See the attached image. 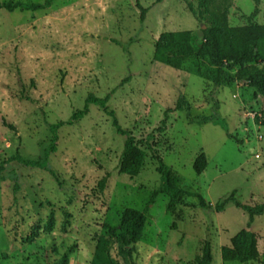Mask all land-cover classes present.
<instances>
[{
  "label": "rangeland",
  "instance_id": "obj_1",
  "mask_svg": "<svg viewBox=\"0 0 264 264\" xmlns=\"http://www.w3.org/2000/svg\"><path fill=\"white\" fill-rule=\"evenodd\" d=\"M7 1L44 0H0ZM187 2L196 7L198 0H58L42 11L0 10V162L16 152L41 160L50 125L69 120L89 94L109 97L108 109L145 151L136 177L120 174L124 137L100 107L90 105L84 118L58 129L47 160L54 176L7 164L0 181V264H60L63 257L66 264H91L103 226H117L128 208L145 211L146 226L131 259L111 240L115 264H194L204 241L211 244L212 264H241L223 263L220 248L246 228L247 214L233 202L220 213L203 210L196 195L215 205L234 192L243 205L264 204V100L246 85L216 87L192 70L154 61L161 33L191 31L200 38L204 26ZM229 3L230 26L246 25L255 8L253 21L264 25V0ZM139 6L146 10L142 22ZM180 97L188 103L182 111L176 108ZM147 144L187 193L178 220L165 210L166 195L150 204L160 179ZM201 152L207 167L196 175L193 162ZM106 175L100 191L97 184ZM250 230L258 236L260 258L248 264H264V214Z\"/></svg>",
  "mask_w": 264,
  "mask_h": 264
},
{
  "label": "trees",
  "instance_id": "obj_2",
  "mask_svg": "<svg viewBox=\"0 0 264 264\" xmlns=\"http://www.w3.org/2000/svg\"><path fill=\"white\" fill-rule=\"evenodd\" d=\"M56 1L58 0H44L42 3L0 2V10L7 12H14L15 10L42 11L50 8ZM187 6L192 16L204 26L200 30V38L191 31L161 33L154 45V61L176 70H192L200 77L208 79L216 87L231 86L235 83L246 85L254 89L264 100V25L253 21L258 9L255 8L253 13L247 17L248 23L246 25L232 27L227 19L230 8L229 0H198L196 7L191 2H187ZM139 9L141 12L140 21L142 22L146 10L140 6ZM189 60L194 62L188 66L186 63ZM200 62L206 63L207 68L205 70H202L200 65H194ZM258 64H261V66ZM108 99V96L98 98L89 94L84 101L82 109L74 111L69 120L50 125L51 141L44 150L41 160L26 159L19 152H16L8 159L0 162V181L5 180L3 175L5 166L11 162H16L27 168H38L54 176V173L47 167V160L49 155L56 149L58 129L64 125H72L74 122L84 118L89 112L90 105L100 107L111 118V124L116 134L124 137L123 149L119 159V173L130 178L136 177L141 171L145 159V151L140 147L141 142L136 141L130 132L120 127L115 113L107 107ZM187 105L188 103L184 98L180 97L176 108L182 111ZM168 113L169 111L164 113L161 127L158 128L159 132L165 130ZM2 124L10 131L16 132L15 127L5 122V120H2ZM220 125L223 127L222 124ZM223 129L226 130L225 127ZM226 135L229 139L243 144L242 141L231 134L227 133ZM147 146L157 161V172L160 179L158 188L151 195L150 204H153L157 196L166 195L168 202L165 210L175 220H178L181 218L178 209L187 193L181 189L179 178L173 175L170 167L155 152L153 146L151 144H147ZM206 167L207 159L205 154L201 152L194 159L193 170L196 175H200ZM107 179L108 176L106 175L98 182L97 187L100 191L104 190ZM18 191L19 185L14 180L13 193ZM196 197L197 205L203 210L220 213L229 202H233L237 208L248 216L246 228L234 235L230 239L228 246L220 248L222 262L248 264L259 261L258 236L250 230V227L256 216L264 214V204L243 205L235 200L234 192L229 197L218 201L215 205L207 203L200 195H196ZM67 215L65 214V216ZM146 221L145 211L128 208L122 212L117 226L104 225L106 233L97 238L91 264H115L109 251L110 242L113 238L119 243L120 252L124 258L131 259L134 245L143 236ZM53 225L54 213L52 211L46 220L45 231H51ZM174 227L175 223L172 224V229ZM66 263L67 258L63 257L60 264ZM194 264H212L211 244L209 241L202 243L200 253L196 257Z\"/></svg>",
  "mask_w": 264,
  "mask_h": 264
},
{
  "label": "built area",
  "instance_id": "obj_3",
  "mask_svg": "<svg viewBox=\"0 0 264 264\" xmlns=\"http://www.w3.org/2000/svg\"><path fill=\"white\" fill-rule=\"evenodd\" d=\"M256 137H257V139H261L262 135L258 133V135ZM256 157H258V156H256Z\"/></svg>",
  "mask_w": 264,
  "mask_h": 264
},
{
  "label": "water",
  "instance_id": "obj_4",
  "mask_svg": "<svg viewBox=\"0 0 264 264\" xmlns=\"http://www.w3.org/2000/svg\"><path fill=\"white\" fill-rule=\"evenodd\" d=\"M204 28V27H203Z\"/></svg>",
  "mask_w": 264,
  "mask_h": 264
}]
</instances>
